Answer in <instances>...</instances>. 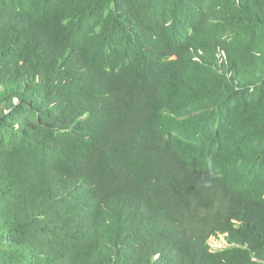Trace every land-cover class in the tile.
<instances>
[{
    "label": "trees",
    "instance_id": "1",
    "mask_svg": "<svg viewBox=\"0 0 264 264\" xmlns=\"http://www.w3.org/2000/svg\"><path fill=\"white\" fill-rule=\"evenodd\" d=\"M0 264H264V0H0Z\"/></svg>",
    "mask_w": 264,
    "mask_h": 264
},
{
    "label": "clouds",
    "instance_id": "2",
    "mask_svg": "<svg viewBox=\"0 0 264 264\" xmlns=\"http://www.w3.org/2000/svg\"><path fill=\"white\" fill-rule=\"evenodd\" d=\"M199 54H202V51H199ZM217 56H218V62H219V64H221L222 62H225V61H226V53H225V51H224L223 49H221V48L218 49ZM167 57H168L169 59H176V58H177L174 54L171 55V56L167 55ZM194 60H196V61H201V58H200L199 55H196V57H194ZM16 101H17V100H16ZM220 237H221V238L223 239V241L226 243V245L224 246V247H226V246H227V242H226L225 234H220V235H218V236H212V237L210 238V240H209L210 245H211V241H214L216 238H220ZM211 247H212V245H211ZM224 247H223V248H224ZM221 249H222V248H221ZM212 250H213V251H216V250H219V249H213V247H212Z\"/></svg>",
    "mask_w": 264,
    "mask_h": 264
},
{
    "label": "rangeland",
    "instance_id": "3",
    "mask_svg": "<svg viewBox=\"0 0 264 264\" xmlns=\"http://www.w3.org/2000/svg\"><path fill=\"white\" fill-rule=\"evenodd\" d=\"M211 245L213 249H221L226 245V243L220 237V238H216L214 241H211Z\"/></svg>",
    "mask_w": 264,
    "mask_h": 264
}]
</instances>
